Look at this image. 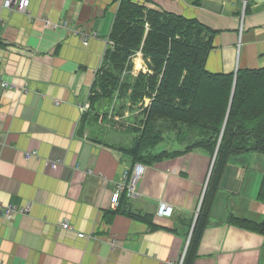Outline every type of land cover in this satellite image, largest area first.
<instances>
[{"label": "crops", "instance_id": "1", "mask_svg": "<svg viewBox=\"0 0 264 264\" xmlns=\"http://www.w3.org/2000/svg\"><path fill=\"white\" fill-rule=\"evenodd\" d=\"M139 1L216 31L208 71L264 67V0ZM120 2L30 0L20 12L0 0V264H178L187 247L212 158L195 150L145 164L141 195L125 207L147 219L113 214L131 156L107 145L122 142L105 140L102 123L82 125ZM133 63L134 75L145 71L142 53ZM263 179L264 152L230 158L192 264H264V234L229 219L264 220ZM162 200L171 216L157 214ZM10 204L29 211L5 219Z\"/></svg>", "mask_w": 264, "mask_h": 264}, {"label": "trees", "instance_id": "2", "mask_svg": "<svg viewBox=\"0 0 264 264\" xmlns=\"http://www.w3.org/2000/svg\"><path fill=\"white\" fill-rule=\"evenodd\" d=\"M215 33L197 18L149 8L139 0H121L82 124L98 120L103 112L101 121L134 131L130 145L107 144L130 155L132 165H151L195 150L212 158L217 151L183 264L193 263L230 158L264 152V67L242 68L236 75L208 71ZM139 51L149 71L134 76L133 58ZM145 97L151 98L147 106ZM170 141L183 147L155 152L159 144ZM259 199L264 201V179ZM128 204L122 195L112 213L147 219L127 212ZM229 219L264 234V220Z\"/></svg>", "mask_w": 264, "mask_h": 264}, {"label": "built area", "instance_id": "3", "mask_svg": "<svg viewBox=\"0 0 264 264\" xmlns=\"http://www.w3.org/2000/svg\"><path fill=\"white\" fill-rule=\"evenodd\" d=\"M30 4V0H3L2 6L6 9H9L10 11H20V12H26L27 8ZM47 23L53 27H61V26H67V22L62 23H54L49 20H47ZM74 31L76 34H79L83 37L84 44L88 43V37L89 35L82 29L74 28ZM96 34V33H93ZM2 86L5 88L13 86L11 83L8 82H1ZM36 154V151H28L26 153L27 157H31L32 155ZM57 163L54 161L47 160V166L48 167H54ZM133 170V171H132ZM144 171V166L140 163H136L133 168H126L123 171L122 178L117 182L116 188H115V194L113 198V202L115 205L119 204L120 197L123 193L126 194V197L129 199H137L140 196V191L137 188V182L139 178L141 177L142 173ZM199 209V208H198ZM29 211V207H20L18 205L10 204L2 208L3 217L5 219H8L11 217L14 213H25ZM159 214H164L167 216H170L173 213V206L168 203L167 201H161L159 208H158ZM64 228H71V225L64 221L61 223ZM79 237H85L84 233H78ZM185 253H183L181 260L179 264H182V260L184 259Z\"/></svg>", "mask_w": 264, "mask_h": 264}, {"label": "rangeland", "instance_id": "4", "mask_svg": "<svg viewBox=\"0 0 264 264\" xmlns=\"http://www.w3.org/2000/svg\"><path fill=\"white\" fill-rule=\"evenodd\" d=\"M138 55H136L135 57H137ZM142 56H143V54H142ZM134 57V58H135ZM143 59H144V57H143ZM137 61V60H136ZM144 61H145V63H146V65H144V67H145V72H148L149 71V69H148V65H147V62H146V60L144 59ZM134 66V65H133ZM141 67V66H140ZM134 71V67H133V70H132V72ZM140 71H143V69H141ZM139 71V72H140ZM138 75V73L137 74H135L134 76H137ZM236 75V74H235ZM151 103V98H149V97H145V99H144V104L147 106V105H149ZM147 108H149V106L147 107ZM137 113L138 112H136L135 113V116L136 117H138L137 116ZM104 116V114H103V112H101L100 113V117H99V119L98 120H92V122L93 123H98L99 125H100V123H102L103 124V126H105L106 127V129H108V131H107V135H108V138L107 139H105V140H107V141H110L112 138H115V140H119L120 142H122V144L123 145H130L132 142H133V139H134V137L136 136V133L134 132V131H131V130H120V129H116V128H111L110 127V124L109 123H107V122H103V121H101V119H102V117ZM109 118H110V116L109 115H107ZM109 118H107V119H109ZM117 120V119H116ZM119 120H124V119H121V118H119ZM126 121V123L127 124H129L128 123V121L127 120H125ZM95 125V124H94ZM98 125H95V127H97ZM99 127H101V126H99ZM99 129H101V128H99ZM171 138H174V137H171ZM183 146L182 145H180V144H178V143H176V142H173V141H170V142H168V143H161V144H159L154 150H155V152H159V151H161V150H163V149H165V148H169V149H180V148H182ZM153 152V151H152ZM142 165L144 166V170H145V164H143L142 163ZM133 171V170H132ZM123 174V173H122ZM206 188H207V186H206ZM206 188L204 187V191L206 190ZM141 195V194H140ZM140 197V196H139ZM138 197V198H139ZM128 200H135V199H129L128 198ZM162 201H164V200H162ZM161 202V201H160ZM160 205V204H159ZM117 207V206H116ZM159 208V207H158ZM157 214L159 215V216H166V215H164V214H159V212H158V210H157ZM185 259V258H184ZM184 259L182 260V263H184ZM179 264V263H178Z\"/></svg>", "mask_w": 264, "mask_h": 264}, {"label": "water", "instance_id": "5", "mask_svg": "<svg viewBox=\"0 0 264 264\" xmlns=\"http://www.w3.org/2000/svg\"><path fill=\"white\" fill-rule=\"evenodd\" d=\"M236 73H237V71H235V74ZM235 81H236V77H235ZM216 154H217V151H215L214 156L212 157V163H211V167H210L207 179H206L205 188H206V186L208 185V182H209V178H210V174H211V171H212V166H213L214 160L216 158ZM196 219H197V215L195 216L194 222H196Z\"/></svg>", "mask_w": 264, "mask_h": 264}, {"label": "bare ground", "instance_id": "6", "mask_svg": "<svg viewBox=\"0 0 264 264\" xmlns=\"http://www.w3.org/2000/svg\"><path fill=\"white\" fill-rule=\"evenodd\" d=\"M114 194H115V189H114V193H113V195H112V203H114V202H113ZM197 212L199 213V209H198ZM198 213H197V214H198Z\"/></svg>", "mask_w": 264, "mask_h": 264}]
</instances>
